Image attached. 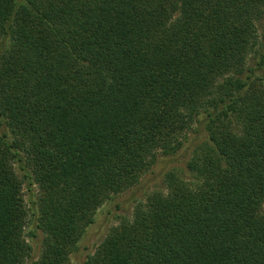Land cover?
<instances>
[{"label":"trees","instance_id":"trees-1","mask_svg":"<svg viewBox=\"0 0 264 264\" xmlns=\"http://www.w3.org/2000/svg\"><path fill=\"white\" fill-rule=\"evenodd\" d=\"M262 20L264 0H0V264H70L193 125V182L168 174L80 264H264Z\"/></svg>","mask_w":264,"mask_h":264},{"label":"rangeland","instance_id":"rangeland-1","mask_svg":"<svg viewBox=\"0 0 264 264\" xmlns=\"http://www.w3.org/2000/svg\"><path fill=\"white\" fill-rule=\"evenodd\" d=\"M257 27L258 34L261 35L264 32V21L257 23ZM251 58H249V67L253 66ZM258 86L256 84V87ZM184 135L186 137L183 147L176 155L167 157L159 155L156 162L141 176L137 185L121 194L112 196L96 211L94 223L86 229L77 244V249L70 255V264H80L87 254L94 253L96 247L105 239L110 229L117 226L122 220L130 219L134 207L138 203H144L147 196L158 191L165 193L168 174H174L189 183L193 182L187 170V163L193 157V151L201 147L206 138L196 125L191 126ZM37 192V188L34 187L33 199L38 197ZM23 194L24 201L27 204L31 193L24 188ZM262 211L264 212V203ZM41 238L42 236H39V238L33 239V242L31 241L32 256L34 258L38 257Z\"/></svg>","mask_w":264,"mask_h":264}]
</instances>
